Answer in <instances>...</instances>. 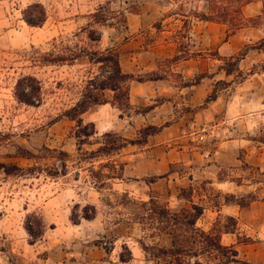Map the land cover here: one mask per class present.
Here are the masks:
<instances>
[{
    "label": "rangeland",
    "instance_id": "374dc122",
    "mask_svg": "<svg viewBox=\"0 0 264 264\" xmlns=\"http://www.w3.org/2000/svg\"><path fill=\"white\" fill-rule=\"evenodd\" d=\"M210 1L214 0H0V162L15 163L25 169L38 166L34 172L24 171L16 175H6L0 170L2 258L13 261L20 256L11 248L9 241L12 239L24 238L29 243L39 241L45 229L55 224H68L75 228L78 224L87 223L90 227L80 228L79 233L82 231L86 239L100 242L102 246L110 249L115 240H118L117 245L120 247V239L116 235L126 231L123 226L114 225L129 223L136 226L133 231L134 238L140 239L143 236L144 242L153 245L150 235L157 233L158 225L150 226L142 220L145 214L143 203L153 196L161 202L169 201L173 210L179 208L183 202H178L175 198L174 186H169L168 182L159 179L162 176L156 175L137 178L126 176L119 181L117 178L121 176L117 175L122 173L121 166H124V158L119 155L120 152L93 162L84 160L85 155L78 151L75 137L76 122L66 117L57 121L55 118L80 98L91 77L101 73L99 64H93L87 57H83L71 65H42L37 60L40 55L37 49L48 50L57 40V44L74 47L78 43L103 51L111 44L118 47L127 39L142 34L141 47L158 42H176L180 49L191 45V54L197 57L198 53L194 51L198 48L195 49L196 44L190 41L193 36L188 35L193 27V20H199L194 13L207 12L205 10L208 9ZM36 3L43 6L46 18L41 25L32 26L26 22L24 11ZM102 5L106 8L105 14L114 23L113 26L93 23L92 13ZM132 14L140 15L142 23L138 19L133 23L129 22ZM242 16V27L233 33L241 31L236 40L238 51L223 57L215 51H208L206 62L211 69L216 64V58L223 60L222 64L218 62V70L221 65L224 70V79L219 80L215 86L218 91L231 85L233 81H259L261 86H244L247 90L254 89L258 92V102V98H264V12L245 17L242 10ZM91 28L100 31L99 42L92 43L87 38ZM231 29L227 25V39L231 36H228ZM174 61L175 59H167L164 62L171 69ZM227 69H232V73L227 74ZM23 74H34L41 81L43 101L40 105L21 104L14 98V84ZM135 76L145 78L141 75ZM151 76L154 77L155 74L147 75ZM225 91V100L228 102V96L236 91V86L232 85ZM105 98L112 100L113 92H106ZM99 105L101 104L89 108L91 115L97 111L99 116L109 114V110H103ZM204 105H207L206 101ZM252 108L255 109L244 119L228 115L226 110L213 113L206 123V130L199 131L204 138L198 137L196 142L201 141L200 149L207 147L208 151L213 152L222 140L239 139V167L247 173L235 179L254 183L255 187L252 188V184L249 192L241 194L246 188L241 193H228L216 186H203L199 183L194 186L196 191L187 187L178 190V194L199 204L200 198H203L204 203L210 202L214 205H208L205 223L215 224L217 229L224 225H229L234 230L238 227L236 233L242 234L238 235V242L250 244L241 249V260L245 264H264V108H259L256 103ZM119 111L121 116L133 113L130 108H119ZM101 135L95 134L90 139L95 142L96 137ZM178 139L171 136L161 147H157L158 151L154 150L155 154H163L168 148L179 147ZM99 145L94 143L84 147L92 150ZM21 150L35 154L36 158L21 156ZM129 150L134 149L129 147L125 155L129 154ZM60 151H66L70 156L62 158ZM61 159L66 164L64 169L60 168ZM145 167V163L141 164L139 173ZM57 169L60 172L55 174ZM177 170L189 169L178 165ZM225 175H221V178ZM107 178L111 179L106 180ZM62 191L65 192L64 198L48 204L54 195ZM76 193L80 196L71 198ZM249 193L256 195L254 201L245 206L237 204L240 195ZM193 195L195 198H192ZM89 200L95 203L92 204ZM58 205H61L60 208H57ZM225 205L233 206L235 211L230 214ZM84 207H87L88 214L93 215L92 218L83 217ZM227 216L233 217L235 223L228 221ZM29 224L32 235L27 228ZM17 225L24 228L27 236H21L16 230ZM75 233L78 232L66 231L63 234L66 240H70L75 238ZM104 242L107 244L104 245ZM147 255L150 256L151 253ZM122 256H129L128 248L123 249Z\"/></svg>",
    "mask_w": 264,
    "mask_h": 264
},
{
    "label": "crops",
    "instance_id": "0c3cea01",
    "mask_svg": "<svg viewBox=\"0 0 264 264\" xmlns=\"http://www.w3.org/2000/svg\"><path fill=\"white\" fill-rule=\"evenodd\" d=\"M242 10L245 17L261 14L264 12V0L249 2L243 5ZM137 19L140 20L139 23L141 24L140 15L132 14L129 16L131 23ZM239 35H241V31L227 39V25L195 19L188 36L195 38V41L193 38L190 41L196 44L194 45L195 49L198 48L194 51L198 53L197 57H193L191 54L193 52L190 48L191 45L180 49L176 42H158L141 47L142 34L127 39L123 45L118 47H116L117 45H110V47L118 50L120 64L125 73L145 77L144 80H131L128 84L130 110L133 113L121 116L119 108L110 103H105L99 106H102L103 110H109V114L99 116L97 111L91 115L90 110H88L82 115L83 121L94 123L96 134L101 135L103 132L113 131L126 138L137 137L139 129L149 124L162 127L160 132L148 137L145 145L129 144L120 151L119 155L124 158V168L121 178H117L119 181L126 176L136 178L152 175L162 176L159 179L168 182L169 186H174L175 198L178 202H183L175 210L189 207L191 204L190 200L178 194V190L181 188L192 187L193 191H196L195 184L201 183L203 186H216L219 190L228 193H241V190L246 188V191L241 193L244 194L255 187L254 183L250 184L248 181L244 183L243 179L239 182L235 179V177L247 173L245 169L239 167L240 160L237 158L240 146L239 139L222 140L213 152L208 151L207 147L201 148V150L199 146L201 141L196 142L198 137L204 138V135L199 134V131L206 130V123L213 113L226 110L228 115L244 119L248 118L247 114L255 109L252 108L255 103L259 105V108H264V98H258L259 101L257 102L258 92L254 89L247 90L244 87L248 85L254 88L257 87L256 84L262 85L259 81L252 79H246L239 83L233 81L231 85L229 84L218 91L215 100L204 105L217 82L224 79L222 65L218 70V62L222 64L223 60L216 58L215 66L209 69L206 62L207 52L215 51L220 57L235 54L239 49L236 43ZM167 59H175L171 69L164 62ZM150 74H155V77H147ZM232 85L236 86V91L228 96L229 101L226 102L225 90ZM136 109L140 112H135ZM117 110L118 112H115ZM171 136L179 138V147L168 148L163 154H155L154 150L158 151L157 147H161V144ZM129 147L134 150H129V154L125 155ZM136 147L138 148L135 149ZM229 155L231 158H228ZM143 163L146 164L145 170L139 173L140 165ZM178 165L189 170L179 171L177 170ZM171 167L175 168L171 169ZM226 173L227 175H225ZM221 175L225 176L221 178ZM110 179L107 178L106 180ZM252 184L253 187L251 188ZM64 195V191L54 195L48 204L61 200ZM79 196L80 194L76 193L71 195V198ZM192 198H195L194 195ZM166 200L170 199L166 198ZM200 200L201 205L204 206V213L198 219L197 226L206 231L213 230L216 225L205 223L207 222L205 217L209 210L208 205L210 207H214V205L212 206L210 202L204 203L203 198ZM88 202L95 203V201L90 200ZM167 202L170 206V202ZM60 206L58 205L57 208ZM225 208H229L230 214L235 211L233 206L225 205ZM118 226H123L126 230L123 234L116 235L117 239H120V247L117 245L118 240H115L113 246L107 249L100 242H92L88 238L86 239L85 235H82V231L79 233L80 228L90 227L87 223L78 224L75 228L68 224H55V226L45 229L39 241L29 243L24 238L9 241L12 250L15 253L18 252L20 256L13 261H7L1 255L0 264H155V261L147 255L148 253L142 247L141 241L145 240L144 237L134 238L133 231L136 226L129 223L114 225V227ZM95 227L97 228V226ZM16 230L21 233V236H27L22 226L17 225ZM237 230L238 227L234 232L222 233L221 242L224 245L234 246L239 251L240 257L241 249L250 244H245L243 241L238 242V235L242 234H237ZM66 231L71 233L77 231L78 233H75V238L66 240L63 234ZM151 238L152 243L158 242L161 245L170 243V237L164 233ZM124 248H128L131 253V258L128 260H121ZM227 264L245 263L232 262Z\"/></svg>",
    "mask_w": 264,
    "mask_h": 264
},
{
    "label": "trees",
    "instance_id": "16d2710c",
    "mask_svg": "<svg viewBox=\"0 0 264 264\" xmlns=\"http://www.w3.org/2000/svg\"><path fill=\"white\" fill-rule=\"evenodd\" d=\"M255 0H214L210 1L207 12H195L194 16L199 20L219 22L232 27L228 32V36L232 35L238 28L242 27V7L243 5ZM105 6H100L97 11L92 13L93 23L98 25L113 26L110 17L105 14ZM108 12V11H107ZM25 20L29 25L38 26L45 21V10L41 4H32L24 11ZM126 21V17H125ZM88 29V28H85ZM84 31V30H83ZM87 38L92 43L101 40V33L97 29H89ZM53 43V47L45 51L39 52L37 60L42 65H61L74 64L83 57H87L88 61L93 64H99L100 74L91 77L84 87L80 98L74 102L69 108L65 109L61 115L55 118V121L66 117L76 122L75 137L77 138L78 151H81L89 162L106 156H111L120 152L129 144L145 145L150 135L160 132L162 127L155 125H147L138 132V137L129 139L123 137L118 132L106 131L101 136L96 137V141H91V137L96 134L94 123H85L82 115L94 105L111 103L117 105L120 109L131 108L129 103V82L131 80H144L145 78L137 77L134 74L125 73L122 70L119 52L112 47H107L103 51L91 49L78 43L74 47L66 44ZM227 74L232 73V69H227ZM155 77V76H154ZM151 76V78H154ZM106 92H113L112 100L105 98ZM218 90L215 88L207 97L206 103L217 98ZM13 96L17 102L25 105L38 106L43 101L41 81L34 74L20 75L13 87ZM139 110L136 109V112ZM140 112V111H139ZM99 143L96 149L88 150L85 145H93ZM21 156L27 158H36V155L21 150ZM62 158L70 156L66 151H60ZM61 167L65 168L64 159H61ZM104 166V165H101ZM38 168L37 165L27 169L20 167L15 163L0 162V170L6 175L21 174L24 171L34 172ZM123 166H121V170ZM60 171L57 169L55 174ZM53 174V173H52ZM122 173L117 175L120 177ZM114 177V176H110ZM185 190V189H183ZM187 200L192 201L188 197ZM248 199V202H247ZM256 199V195L249 193L248 195L238 197L237 204L245 206ZM264 200V199H263ZM145 214L142 220L150 226L156 227L157 233L150 235L155 237L162 233L170 237L168 245H161L154 242L148 245L141 241L143 249L147 253H151L150 258L155 264H227L232 262H244L239 257V251L232 245H224L221 242V235L224 232H232L234 228L224 225L222 228L206 231L197 226L198 219L204 213V206L193 202L189 207H183L180 210H173L168 203L161 202L155 197H151L149 201L143 203ZM83 217L92 218L93 215L87 213V207H84ZM226 219L235 223L233 217L227 216ZM74 220V219H73ZM144 223V222H143ZM32 235L31 224L27 225ZM129 256L121 260H128Z\"/></svg>",
    "mask_w": 264,
    "mask_h": 264
},
{
    "label": "built area",
    "instance_id": "2783aa9c",
    "mask_svg": "<svg viewBox=\"0 0 264 264\" xmlns=\"http://www.w3.org/2000/svg\"><path fill=\"white\" fill-rule=\"evenodd\" d=\"M107 243L106 242H104V245H106Z\"/></svg>",
    "mask_w": 264,
    "mask_h": 264
}]
</instances>
